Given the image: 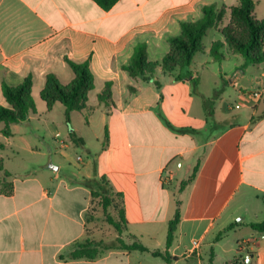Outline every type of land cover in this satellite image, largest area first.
Wrapping results in <instances>:
<instances>
[{"label": "crops", "instance_id": "1", "mask_svg": "<svg viewBox=\"0 0 264 264\" xmlns=\"http://www.w3.org/2000/svg\"><path fill=\"white\" fill-rule=\"evenodd\" d=\"M254 1L255 18L261 20L264 0ZM239 2L119 0L106 11L93 0H0V106L8 105L4 83L15 87L31 76L37 108L28 121L10 125L12 136L2 133L6 125L0 122L5 140L0 149L14 153L20 126H31L36 132L26 130L20 145L45 156L46 143L52 160L50 143L35 127L52 118L58 105L48 109L40 98L47 75L68 85L75 74L65 57L74 62L90 58L95 79L88 94L91 111L71 113L89 158L77 156V166L68 173H49L46 182L40 175L44 165L12 172L0 155L14 186L11 196L0 192V264H142L136 257L140 252L122 250L95 260L60 259L72 243L97 233L86 223L90 191L72 183L75 177L94 176L107 178L122 193L127 234L142 243L166 240L180 201L181 219L169 249L173 261L160 258L163 264H207L210 259L214 264H264V234L250 228L264 220V61L245 64L212 28L217 33L190 66L198 85L161 68L149 79L124 69L137 46L146 45L148 62H161L171 49L170 38L181 34V23L200 20L207 6L230 10ZM218 41L225 44L221 61L211 54ZM106 83H112L110 107L99 100ZM47 125L61 135L55 123ZM73 147L75 152L78 146L69 135L59 146L70 165ZM196 165L194 181L180 192ZM4 175L0 172V181Z\"/></svg>", "mask_w": 264, "mask_h": 264}, {"label": "trees", "instance_id": "2", "mask_svg": "<svg viewBox=\"0 0 264 264\" xmlns=\"http://www.w3.org/2000/svg\"><path fill=\"white\" fill-rule=\"evenodd\" d=\"M101 9L110 10L119 0H93ZM255 1L240 0L239 5L226 10L217 9L215 6H207L203 10V16L195 22L181 23V34L170 38V51L161 62H148L147 48L142 44L135 48L129 65L124 69L133 77L149 79L153 77L158 68L165 73L177 72L176 78L181 81H190L198 85L197 75L190 70V66L197 53L204 50V38L208 30L215 28L229 20L228 24L221 30L225 42L230 48L240 53L245 58V64H256L264 61V17L257 20L254 15ZM224 43L215 42L211 48L214 59L221 61L224 58L222 49ZM65 61L71 67L75 78L68 85H63L55 74L46 77L45 87L40 93V98L52 109L56 104L64 107L65 122L68 125L69 136L77 146H84V141L79 138L72 126V112H90L87 109L88 94L95 87L94 75L90 69V58L83 62H74L67 57ZM159 87L160 84L157 83ZM32 77H27L18 86L2 85V92L6 99L7 106H0V122L6 127L2 130L5 136H12L10 125L24 123L30 119L32 114L37 113L36 104L32 95ZM99 100L110 107L114 104L112 99V83H106L99 95ZM107 139V132H106ZM3 146L0 145V148ZM199 165H196L189 178L180 185V192L190 185L198 172ZM0 172H4V179L0 181V192L6 196L14 193V186L9 181L10 174L5 171L3 160H0ZM74 184L81 185L90 191L91 203L86 214V223L89 226L99 221V216L111 225L118 233V237L111 240H95L86 237L84 240L75 241L60 255V259H89L95 260L110 250H122L128 252H151L155 258H162L165 262L171 263L173 258L169 249L172 247L178 225L181 219V203L176 202V209L173 218L170 220L167 229L165 250L150 251L136 237L127 242L121 237L128 232V219L124 208L122 193L116 192L105 177L94 176L92 178L75 177ZM97 207L94 208V203ZM100 214V215H98ZM250 228L260 234H264V220L250 224ZM207 264H214L210 259Z\"/></svg>", "mask_w": 264, "mask_h": 264}, {"label": "rangeland", "instance_id": "3", "mask_svg": "<svg viewBox=\"0 0 264 264\" xmlns=\"http://www.w3.org/2000/svg\"><path fill=\"white\" fill-rule=\"evenodd\" d=\"M262 2V0H261ZM261 2L259 5H261ZM258 10H259V6L256 8V13L258 14ZM261 16V15H259ZM229 20L227 19L226 21H223L219 27L217 28V30L219 32H221V30L223 29V27H225L228 24ZM217 33V31L215 29H210L208 35L205 37L204 39V44L208 45V42L210 41L212 34ZM256 68L255 66L252 68V70L254 71ZM34 97V96H33ZM35 101V100H34ZM39 103H42L43 101L41 99H38ZM63 106L58 104L53 112V116L52 118H49L47 121H43L41 120V122H36L35 127L37 126L39 129V134L42 135L43 137L46 138V141L48 143H50V147L53 150L54 155L52 156V160L48 159L47 153H48V147L47 144H44L45 147V156H43L41 153L38 154H31L30 152H28L26 149L22 148V146L20 145L21 143H23V138H24V132L27 131H32V132H36V130L33 128H31V126H20L22 133L17 134V137H15L14 141L17 143L16 148H15V152H11L9 149L3 150L0 149V155L3 156V158L5 159L4 162H6V168H8L9 170H11L12 172H26L27 170L29 171H33L37 168H39V165H44V172H42L41 178L46 180V182L48 181V174L49 173H54L55 175L60 174L64 171H67V173L70 171L69 169H73L75 166H77L76 162V157L80 156V158L83 159H87L89 158L88 153H86L80 146L77 147V149H75L76 151L74 152V147L71 148L70 151V162L72 163V165L69 164V161H63V158L60 156L61 155V150L59 148L61 141L65 140L68 135H69V127L65 122V118L63 116ZM51 120V121H50ZM51 122V123H55V127L58 129V131L60 132L61 135L56 136L55 132L47 130L48 125L47 123ZM22 125V124H20ZM27 129H25V128ZM26 131V132H27ZM28 133V132H27ZM30 139V135L28 136ZM28 138V139H29ZM32 138H35V136L33 135ZM29 139V140H30ZM1 142H5L4 138L0 136V143ZM94 142V141H93ZM20 145V146H18ZM64 145V143H63ZM62 148V147H61ZM73 150V151H72ZM65 164H68L67 166H65ZM79 198H82V195H79ZM94 208L97 207V202L94 203L93 205ZM100 215V214H98ZM99 221L94 222L93 224L90 225V228L94 231L97 232L94 237L95 240H111V239H115L116 237H118V233L113 229V227L111 225H109L108 223H106L104 221V218L100 215L99 216ZM97 230V231H96ZM245 234V231L243 232ZM121 237L123 239H125L127 242H131L132 239L131 237L125 232L121 235ZM231 239V237H230ZM165 239L162 241L161 243L158 244L157 241H145L146 243H143L146 247H148L149 250H160L163 251L165 250ZM225 242L227 243V240H225ZM232 243V242H231ZM138 257H141L142 260V264H163V261L160 258H154L151 254L147 253H136Z\"/></svg>", "mask_w": 264, "mask_h": 264}, {"label": "built area", "instance_id": "4", "mask_svg": "<svg viewBox=\"0 0 264 264\" xmlns=\"http://www.w3.org/2000/svg\"><path fill=\"white\" fill-rule=\"evenodd\" d=\"M57 136H59V134H57ZM78 159H79V160H81V158H80V157H79ZM169 180H170L169 178H167V179H164V184H167V183L169 182ZM194 245H196V246H197V245H198V243H197V242H194Z\"/></svg>", "mask_w": 264, "mask_h": 264}]
</instances>
